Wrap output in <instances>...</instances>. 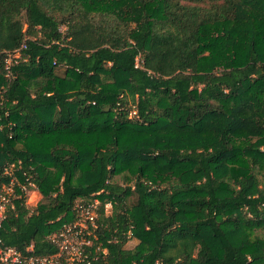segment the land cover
Segmentation results:
<instances>
[{
  "label": "trees",
  "instance_id": "16d2710c",
  "mask_svg": "<svg viewBox=\"0 0 264 264\" xmlns=\"http://www.w3.org/2000/svg\"><path fill=\"white\" fill-rule=\"evenodd\" d=\"M0 72L4 244L96 194L93 264H264V0H0Z\"/></svg>",
  "mask_w": 264,
  "mask_h": 264
},
{
  "label": "built area",
  "instance_id": "2783aa9c",
  "mask_svg": "<svg viewBox=\"0 0 264 264\" xmlns=\"http://www.w3.org/2000/svg\"><path fill=\"white\" fill-rule=\"evenodd\" d=\"M21 167L22 163L18 160L17 163L5 164L0 170V178L8 177L7 182H0V226L7 206L11 205V200L16 195L14 185L24 194V203L30 209L28 216L40 199L37 197L29 202V190L36 186L32 182L28 185L18 182L14 171ZM93 196L89 201L77 199L72 206V218L48 234V239L55 248L53 253L37 255L32 252V245L22 248L6 245L0 239V264H93L94 260L107 257L109 251L98 241V230L101 227L100 216L108 214L112 205L110 201L102 203L96 194ZM155 264L162 263L156 261Z\"/></svg>",
  "mask_w": 264,
  "mask_h": 264
},
{
  "label": "rangeland",
  "instance_id": "374dc122",
  "mask_svg": "<svg viewBox=\"0 0 264 264\" xmlns=\"http://www.w3.org/2000/svg\"><path fill=\"white\" fill-rule=\"evenodd\" d=\"M2 81H3V74L0 72V88L2 87ZM34 189V190H31ZM52 189V182L51 180H44L39 186H36L34 188H30L29 192V202H33L37 197H41L42 195L50 192ZM128 203L132 204L135 200V195L132 193L128 197Z\"/></svg>",
  "mask_w": 264,
  "mask_h": 264
}]
</instances>
